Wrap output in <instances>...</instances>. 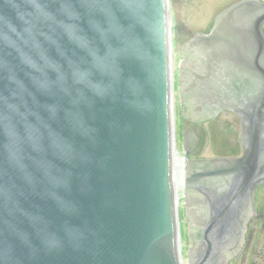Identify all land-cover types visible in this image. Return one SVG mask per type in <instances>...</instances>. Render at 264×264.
<instances>
[{"label":"water","instance_id":"95a60500","mask_svg":"<svg viewBox=\"0 0 264 264\" xmlns=\"http://www.w3.org/2000/svg\"><path fill=\"white\" fill-rule=\"evenodd\" d=\"M263 23L246 1L190 45L210 76L257 77L243 157L195 176L241 198L264 170ZM172 60L170 0H0V264H179Z\"/></svg>","mask_w":264,"mask_h":264},{"label":"rangeland","instance_id":"374dc122","mask_svg":"<svg viewBox=\"0 0 264 264\" xmlns=\"http://www.w3.org/2000/svg\"><path fill=\"white\" fill-rule=\"evenodd\" d=\"M241 1L244 0H170L175 88H177L178 81H180V75L183 83H185L181 69L187 67V69L191 70V66L186 64V59L183 57L184 48L193 41L196 35L210 34L209 28H212L213 20H216L217 16L226 8ZM261 28L264 29V23L261 24ZM175 103L177 106V95H175ZM204 111L206 110L202 107L196 108L192 112L190 119L182 120V118H178L176 110L177 140H181V136L185 131H192L200 137V141L194 145L188 156L180 149V142L178 141L177 149H180L183 153L184 159H187L186 162L188 159H192L193 163H195L194 159L208 160L237 155L240 152L238 117L228 111H222L221 116L212 118L211 115H214V113L211 111L205 113ZM191 172V168L188 167L186 171L187 177ZM259 191L262 195V209L260 210L262 226L254 238L255 243L252 250L248 254L247 249L246 253L238 259V264H264V254L262 253L264 251V185L261 186ZM181 193L182 191L178 190V197L180 198L182 196ZM184 197L180 200L179 209L182 210L184 205L190 203L187 207L186 215L191 219L189 213L197 212L198 217L193 223V227L197 228L195 232L200 231L202 236L199 238L192 234V229L189 226L190 221L187 218L185 221H181L183 229L182 252L184 253V249L187 251V258L190 263L211 264L214 254V240L211 232H216L215 239L221 249L228 244L227 241L220 239L218 231L214 228L215 225L207 226V223L203 222L206 217L215 215L216 211L214 208L207 206L206 201L200 207L202 210L199 212V208L197 211L195 200L191 201L190 199V202L187 203ZM224 254L218 256V259L223 262L222 264H235L234 260H229L230 257L226 249Z\"/></svg>","mask_w":264,"mask_h":264},{"label":"flooded vegetation","instance_id":"af4514ba","mask_svg":"<svg viewBox=\"0 0 264 264\" xmlns=\"http://www.w3.org/2000/svg\"><path fill=\"white\" fill-rule=\"evenodd\" d=\"M192 51L183 52V57L187 63L192 65L193 75L206 79L214 77L216 84L213 83L209 86L200 81L197 87L192 86L191 89L185 92V99L181 105V117L190 119L195 107H202L206 110L204 111L205 113L210 111L214 113V115H211L214 118L224 106L228 104L238 106V103L243 102L245 99L248 100L250 96L256 93L257 86L252 83L257 81V77L254 74H247L246 72H241V70H236L232 73L231 67L224 63L219 66L217 73L210 76V73L204 71L206 68L204 52L195 50L192 53ZM240 150L235 157L243 155L244 151L241 144ZM260 165L264 167V153L261 157ZM209 168L208 164L199 163L192 168L190 175L205 173ZM255 180L258 184L252 190L248 189V193L245 194L243 200L238 195L235 196L234 200H231L232 189L236 188L237 185L232 186L230 191H227L229 187L226 184V179H220L219 177H205L201 181L191 182L188 185L185 196L186 202L189 203L190 199L191 201L195 200L197 211L199 208L200 212L202 210L200 207L207 201V206L214 208L216 213L212 217H206L203 222L207 223V226L214 223V228L218 231L220 239L228 242L225 248L221 249L215 239L216 232H211L214 240V254L211 264H221L222 261L218 259V256L225 255V249L230 257L229 260H234L235 264H238V259L246 253L247 249L248 254L252 250L255 243L254 238L262 226L260 216L262 195L259 190L264 185V170L261 174L257 171ZM237 192L238 190H236ZM228 203L232 205L228 207ZM196 230L193 229V234L200 238L202 235L200 231L195 232ZM233 232H236L237 237L231 238ZM186 253L187 251L185 255ZM262 253L264 254V251Z\"/></svg>","mask_w":264,"mask_h":264},{"label":"bare ground","instance_id":"6f19581e","mask_svg":"<svg viewBox=\"0 0 264 264\" xmlns=\"http://www.w3.org/2000/svg\"><path fill=\"white\" fill-rule=\"evenodd\" d=\"M245 34L247 35L248 33H245ZM244 37H246V36H244ZM238 47H239V41L238 42H232V44L230 45L231 52L233 54H235ZM258 55H260V54H258ZM260 56H262V54ZM255 60H258V61H255ZM254 63H257L259 65V67L262 69V71H264V65L262 64L260 59H254L252 61V65ZM254 69H256V68L254 67ZM240 70H241V72H246L248 74V69H240ZM249 74H252V72H250ZM173 88H174V80H173ZM173 100H175V92H174ZM173 114H174V102H173ZM174 129L176 132V126L175 125H174ZM172 161H173V177H174V184H175L174 188L176 191V201L179 203V201L185 196V189H186V185H185V183H186L185 167L186 166H185V163H186V160L184 159L183 154L177 150V151H174ZM178 190L182 191L181 198L178 197ZM178 231H179V227H178ZM182 235H183V232H182ZM225 236H226V234H225ZM232 237H234V238L237 237L236 232H233L231 238ZM177 258H178L179 264H184V263L189 264L188 260H186V257H185V251H184V253L182 252V242L181 241L179 242V245H178Z\"/></svg>","mask_w":264,"mask_h":264}]
</instances>
